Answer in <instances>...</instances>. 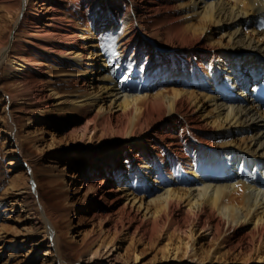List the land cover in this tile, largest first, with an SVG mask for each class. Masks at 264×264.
Here are the masks:
<instances>
[{
  "label": "bare ground",
  "instance_id": "1",
  "mask_svg": "<svg viewBox=\"0 0 264 264\" xmlns=\"http://www.w3.org/2000/svg\"><path fill=\"white\" fill-rule=\"evenodd\" d=\"M0 10L12 163L22 156L20 120L76 113L71 147L90 154L96 180L83 202L103 204L96 215L116 232L93 241L92 258L130 238V258L112 252L94 264H139L133 243L160 240L153 264H264V0H0ZM102 67L109 74L96 76ZM57 76L69 90L55 88ZM96 132L122 143L95 155ZM25 172L14 201L26 230L42 232V263L75 264L56 213L38 197L31 209L24 189L37 185Z\"/></svg>",
  "mask_w": 264,
  "mask_h": 264
},
{
  "label": "rangeland",
  "instance_id": "2",
  "mask_svg": "<svg viewBox=\"0 0 264 264\" xmlns=\"http://www.w3.org/2000/svg\"><path fill=\"white\" fill-rule=\"evenodd\" d=\"M0 13H3L2 10H0ZM11 16H14V11ZM12 23L13 20L10 18V26ZM117 33H120V30ZM219 36L216 28L212 37L217 39ZM106 37L102 35L100 42L104 43ZM102 68L103 72L96 74V76H101L102 73L109 74L105 67ZM262 76H264V72H261L259 75V77ZM92 77L95 78V75ZM95 81L93 79V82ZM68 84L63 78L58 76L55 78V88L59 92L69 90ZM14 89H20V87L16 86ZM4 103V100L1 98L0 264H43V256L39 255V253L44 246L42 244H35L34 242V239L40 237L42 232L37 231L38 235L35 236V234L32 235V232L26 230L29 226V219L19 206L20 201L16 203L14 201L17 198L16 189L25 185V170L29 168L30 170L32 169V179H34L37 186H35L34 190L28 191L24 189L27 196L26 199H30L29 203L30 206L32 204L31 209L33 212L37 210V203L35 201L38 200V204L41 202L45 208L56 213L55 223L60 234L61 246L65 256L71 263L94 264L96 260H101L108 256L112 257L113 255H109L112 252H114V255L120 252V258L123 262L126 257L130 258L131 250L127 252V256H124L126 255V248L130 249L132 247L128 246L130 242V238L128 237H125L123 241L120 240V247H118L119 245H115L111 251H107L106 247H101V252L92 258L91 251L92 247L95 246L93 241H108L111 237H114L116 232L110 227L109 219L96 215L105 212L103 204L100 203L99 207H96L97 204L94 201L83 202L87 194H90V197L92 196L90 192L93 188L92 185H89V189L86 191L85 183L90 184L96 181L95 178L93 179L89 175L93 168L92 165H89L86 157L90 156V154L83 152L78 154L71 147L79 137L74 136L72 126L81 123L83 118L78 117L76 113L70 110H65L60 115V121L57 123L35 121L34 123L25 125L24 123L29 119L20 120L18 122V131L23 145L22 160H18L19 163L15 165L10 159L12 153L11 147L8 144L9 141L5 138L7 117H5ZM26 115L28 116V114ZM110 141H112L110 134L100 135L99 132H96L92 138L94 147L87 150L97 155L110 151L112 147L120 146L122 143H110ZM120 181L112 180L106 183L113 187L115 183H119ZM152 182L155 183L154 185H158L157 182ZM71 190L73 192H70ZM158 191L160 190L158 189ZM37 197L38 199H36ZM93 211L96 216H92ZM19 218L20 221L17 220ZM160 243L156 247L153 243L148 244L147 241L142 243L135 241L133 248L135 247V249L141 252L138 263L153 264L152 262L155 263L158 258L160 259L159 255H155ZM90 258L95 259V261H88Z\"/></svg>",
  "mask_w": 264,
  "mask_h": 264
}]
</instances>
